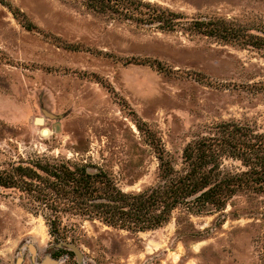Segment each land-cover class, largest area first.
<instances>
[{
	"label": "rangeland",
	"instance_id": "obj_1",
	"mask_svg": "<svg viewBox=\"0 0 264 264\" xmlns=\"http://www.w3.org/2000/svg\"><path fill=\"white\" fill-rule=\"evenodd\" d=\"M132 7L124 15L83 0L0 2V168L61 159L98 167L137 193L161 182L158 155L181 170L184 146L221 123L264 131V0ZM152 8L181 23L160 27L146 15ZM206 18L252 34L250 44L204 35L187 21ZM219 169L231 176L246 166L222 155ZM73 220L79 240L56 259L44 218L0 189V264H264V192L251 188L208 213L178 205L144 231Z\"/></svg>",
	"mask_w": 264,
	"mask_h": 264
},
{
	"label": "trees",
	"instance_id": "obj_2",
	"mask_svg": "<svg viewBox=\"0 0 264 264\" xmlns=\"http://www.w3.org/2000/svg\"><path fill=\"white\" fill-rule=\"evenodd\" d=\"M83 1L96 11L131 15L134 10L133 0ZM146 15L168 29L182 20L177 13L155 8ZM187 21L193 30L204 35L250 44L248 38L252 34L241 33L222 19ZM25 26L34 27L30 22ZM218 129L213 135L184 146L181 170L174 169L168 159L158 155L161 182L137 193L122 191L98 167L61 159H37L0 168V189L13 191L22 206L44 218L55 243L51 255L57 259L66 251L73 253L68 245L74 246L79 240L80 224L73 220L76 216L137 232L160 227L181 204L189 212L208 213L223 208L237 189L264 192V131L254 132L234 122L221 123ZM222 155L241 160L246 169L231 176L221 175L219 158Z\"/></svg>",
	"mask_w": 264,
	"mask_h": 264
},
{
	"label": "bare ground",
	"instance_id": "obj_3",
	"mask_svg": "<svg viewBox=\"0 0 264 264\" xmlns=\"http://www.w3.org/2000/svg\"><path fill=\"white\" fill-rule=\"evenodd\" d=\"M36 121H37V122H40V121H41V119H36Z\"/></svg>",
	"mask_w": 264,
	"mask_h": 264
},
{
	"label": "water",
	"instance_id": "obj_4",
	"mask_svg": "<svg viewBox=\"0 0 264 264\" xmlns=\"http://www.w3.org/2000/svg\"><path fill=\"white\" fill-rule=\"evenodd\" d=\"M38 119V118H37Z\"/></svg>",
	"mask_w": 264,
	"mask_h": 264
}]
</instances>
